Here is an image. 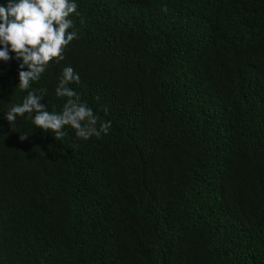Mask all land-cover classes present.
Here are the masks:
<instances>
[{
	"label": "trees",
	"instance_id": "16d2710c",
	"mask_svg": "<svg viewBox=\"0 0 264 264\" xmlns=\"http://www.w3.org/2000/svg\"><path fill=\"white\" fill-rule=\"evenodd\" d=\"M74 2L28 91L60 112L71 67L111 127L9 124L27 91L0 61V264H264V0Z\"/></svg>",
	"mask_w": 264,
	"mask_h": 264
},
{
	"label": "clouds",
	"instance_id": "9594fccd",
	"mask_svg": "<svg viewBox=\"0 0 264 264\" xmlns=\"http://www.w3.org/2000/svg\"><path fill=\"white\" fill-rule=\"evenodd\" d=\"M76 10L74 0H7L5 5H0V61H19L18 87L27 91L22 103L13 104L5 113L9 124L18 116L28 114L34 126L42 132L51 131L55 139L67 135L66 126L84 140L108 133L111 122L98 123L99 117L68 86L80 81L73 68L63 69L55 89L57 97L66 98L60 112H49L41 103L46 89H40V94L36 90L28 91L33 82L39 81L51 61L59 63L64 59V48L77 38L75 31H69L74 26L70 16L78 14ZM27 137L20 135L21 140Z\"/></svg>",
	"mask_w": 264,
	"mask_h": 264
}]
</instances>
